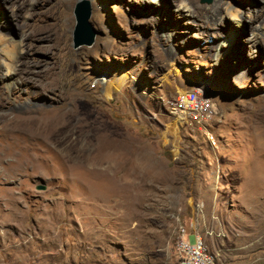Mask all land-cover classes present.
Listing matches in <instances>:
<instances>
[{"label":"rangeland","instance_id":"1","mask_svg":"<svg viewBox=\"0 0 264 264\" xmlns=\"http://www.w3.org/2000/svg\"><path fill=\"white\" fill-rule=\"evenodd\" d=\"M89 1L73 49L78 0H0V264H176L191 226L264 264V0ZM187 90L218 112L174 109Z\"/></svg>","mask_w":264,"mask_h":264},{"label":"bare ground","instance_id":"2","mask_svg":"<svg viewBox=\"0 0 264 264\" xmlns=\"http://www.w3.org/2000/svg\"><path fill=\"white\" fill-rule=\"evenodd\" d=\"M186 3V2H185ZM188 3V2H187ZM189 6V5H188ZM187 5H185L183 8L184 9H188ZM226 12L230 14V16L232 18H236L238 15H237V9H235L231 3H227L226 4V8H225ZM21 43H12L10 45H5L3 43H1L0 41V48L2 50V53H3V56H4V66L6 67L7 69V74L11 75L12 72L15 70V64H16V61H17V57L18 55L21 53V47H20ZM117 88V87H116ZM193 94H197V98L201 99V100H204L202 102V109H206L208 107V104H209V101H207L205 98H202L197 92H194L192 91ZM193 94H186L185 95V101H193ZM183 99V97L181 96L178 103H180V101ZM178 105V104H177ZM184 111H186V109H183ZM203 112V110H194L193 111V114L194 115H201V113ZM36 119V118H35ZM50 119V118H49ZM38 120V119H37ZM55 121V120H54ZM52 121H50L51 123ZM69 123V122H68ZM33 126H32V129L33 128H36V131L38 132H44V130H46L47 128H49V124L45 121V120H39L38 122L36 123H31ZM55 125V123H54ZM51 127V126H50ZM54 127V126H53ZM56 127V126H55ZM34 130V129H33ZM49 132V130H48ZM34 134V133H32ZM43 134V133H42ZM59 138V137H58ZM51 140V139H50ZM81 140V139H80ZM57 141V140H56ZM92 141V140H91ZM87 142V141H86ZM88 142H89V139H88ZM63 143V142H62ZM92 143V142H91ZM84 145V144H83ZM86 145H89V144H86ZM91 145V144H90ZM78 146V145H77ZM85 146V145H84ZM96 147V146H95ZM76 150L75 153L77 154L76 158L80 161V162H87V164H93L94 162H96V160L99 158L97 157V153L99 152H96V150L94 149H89V153L88 154H84L85 151H87V149L85 148L84 150V147H82V145L77 148L76 147ZM71 150V149H69ZM99 150V149H97ZM72 151V150H71ZM80 151H84L83 153V156H79L80 155ZM58 153V152H57ZM63 154V153H62ZM70 154V153H69ZM73 154V153H72ZM71 155H68V156H72ZM64 155V154H63ZM101 156V155H100ZM72 158V157H70ZM86 159H89V160H86ZM104 160V159H103ZM108 160V159H107ZM118 161V160H117ZM79 162V163H80ZM105 162V161H104ZM23 163V162H22ZM74 163V162H73ZM85 165V164H84ZM75 166V165H74ZM82 167V166H81ZM121 168V167H120ZM74 169V168H73ZM185 233V232H184ZM195 238V241L198 242L199 244V249H206L208 251V253H211L209 250H208V247L205 243V241L200 238V237H194ZM188 241V236L185 235V234H182L180 236H178V239L176 241V245H175V257H176V264H178V259H182L183 258V248H182V245L180 243H187ZM214 256V255H213ZM215 257V256H214Z\"/></svg>","mask_w":264,"mask_h":264},{"label":"built area","instance_id":"3","mask_svg":"<svg viewBox=\"0 0 264 264\" xmlns=\"http://www.w3.org/2000/svg\"><path fill=\"white\" fill-rule=\"evenodd\" d=\"M185 94H193L192 90L183 91V99L174 105V109H186V116L193 118L194 110H203L205 111V119L208 115H215L218 112L216 106H213L210 102V109H202V102L197 98V94H193V101H185ZM188 241L187 243H180L183 248V258L178 259V264H219V257H214L213 253H208L206 249H199L198 242L195 241L194 232L187 231Z\"/></svg>","mask_w":264,"mask_h":264},{"label":"water","instance_id":"4","mask_svg":"<svg viewBox=\"0 0 264 264\" xmlns=\"http://www.w3.org/2000/svg\"><path fill=\"white\" fill-rule=\"evenodd\" d=\"M207 1V0H203ZM73 14L75 26L72 32V47L79 49L82 46L91 47L94 44L97 31L90 22L92 7L89 0H78ZM44 186H38L37 190H44Z\"/></svg>","mask_w":264,"mask_h":264},{"label":"crops","instance_id":"5","mask_svg":"<svg viewBox=\"0 0 264 264\" xmlns=\"http://www.w3.org/2000/svg\"><path fill=\"white\" fill-rule=\"evenodd\" d=\"M191 228H193L192 230H191V232L193 231H195V232H197V233H195V234H203L204 233V229L203 228H199L198 226H191ZM194 234V235H195Z\"/></svg>","mask_w":264,"mask_h":264}]
</instances>
